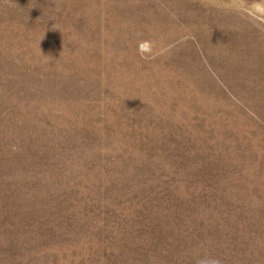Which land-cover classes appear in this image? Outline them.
<instances>
[{"label": "rangeland", "instance_id": "obj_1", "mask_svg": "<svg viewBox=\"0 0 264 264\" xmlns=\"http://www.w3.org/2000/svg\"><path fill=\"white\" fill-rule=\"evenodd\" d=\"M0 264H264V0H0Z\"/></svg>", "mask_w": 264, "mask_h": 264}]
</instances>
